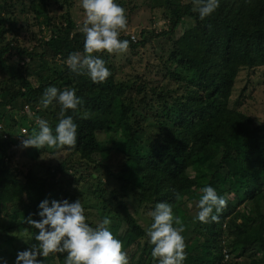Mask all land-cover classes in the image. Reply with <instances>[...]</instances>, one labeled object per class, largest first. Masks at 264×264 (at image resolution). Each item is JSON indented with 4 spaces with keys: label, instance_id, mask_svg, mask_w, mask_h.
I'll return each instance as SVG.
<instances>
[{
    "label": "trees",
    "instance_id": "16d2710c",
    "mask_svg": "<svg viewBox=\"0 0 264 264\" xmlns=\"http://www.w3.org/2000/svg\"><path fill=\"white\" fill-rule=\"evenodd\" d=\"M117 2L127 9L125 0ZM156 2L164 7L166 30L154 34L141 30L137 41H132L130 35L119 38L129 40L131 52L160 36L170 38L171 45L156 55L161 68L150 70L154 77H142L134 87L125 89L126 84L116 79L110 61V54L116 52L101 50L91 54L103 58L111 71L103 82L93 83L87 75H76L68 69L65 60L69 53L86 54L83 33L73 18L75 0L25 2L50 32L47 40L32 50L21 47L17 41L5 40L9 32L18 34L23 24L16 21L18 13L13 1L0 0V18L4 11L1 19L7 25L0 31V67L13 77L11 87L19 85L14 94L8 88L0 91V122L8 130L7 139L0 131V204L24 196L27 202L22 208L23 216L32 213L37 220V205L44 198H67L69 202L79 199L84 210L87 207L84 196L88 192L77 186L81 181L95 179L92 172L68 182L55 179V174L48 178L39 176L33 170L23 175L21 168L10 164L14 156V151L9 153L14 142L11 135L16 123L5 120L6 107L18 109L26 102L32 107L37 105V115L54 130L60 119L59 105L53 102L43 107L42 93L50 85L75 88L82 103L76 110H66L65 115H71L77 124V143L74 147L54 149L53 153L67 151L54 165L55 173L80 166L93 168L106 176L115 175L123 195L132 190L138 203H150L151 210L157 202L169 203L174 215L192 230L185 240L184 264H264V122L255 124L252 116L229 106L238 74L264 67V0H220L218 8L204 19L194 11V0ZM185 25L188 27L177 34V29ZM11 50H15L16 69L25 56L30 62L37 57L48 59L47 69L51 68V72L48 76L37 75L34 95L19 71L9 69L5 54ZM159 72L163 73L156 78ZM171 82L174 88L169 87ZM179 90L181 96H173L172 92ZM127 91L130 92L126 94ZM147 91L158 100L152 115L160 142L157 148L142 152L130 125V114L136 103L150 102L144 96ZM138 94L142 97L135 98ZM32 127L38 126L34 123ZM46 148L35 150L36 155ZM116 154L121 160H117L114 172L111 164ZM96 179L97 185L90 192L100 194L96 202L100 218H111L110 231L122 242L128 264H155L151 256L153 245L148 243L145 232L151 217L143 227L117 196H113V202L108 198L102 200L104 190L99 186L100 179ZM205 185L214 187L227 203L217 214V220L201 223L194 217L200 189ZM247 205L250 212L245 209ZM119 224H124L121 232ZM9 227L26 236H31L29 232L34 229L24 220ZM1 241L12 243L5 237ZM30 241L36 243L34 238ZM224 251L231 258H225ZM64 255L55 253L37 259L45 264H64ZM249 256L255 258L245 262L243 258Z\"/></svg>",
    "mask_w": 264,
    "mask_h": 264
},
{
    "label": "rangeland",
    "instance_id": "374dc122",
    "mask_svg": "<svg viewBox=\"0 0 264 264\" xmlns=\"http://www.w3.org/2000/svg\"><path fill=\"white\" fill-rule=\"evenodd\" d=\"M15 5V10L18 13L16 21L18 24H23L20 32L15 34L14 32L7 33L5 40H11L16 42L23 48L32 50L33 48H39L42 40H47L50 36L49 30L44 24H41L39 20L41 18L36 17L26 6L28 0L16 1L12 0ZM126 1V16L127 26L120 33L121 36L132 35V41H137L140 38V31L145 30L148 33L154 34L161 30L168 28V19L163 13L164 7L157 5V0H125ZM161 0H159L160 2ZM59 13V12H58ZM5 16L2 11L1 18ZM0 18V19H1ZM25 18H27L25 20ZM73 18L76 24L80 27L85 18L84 10L80 6V0H75V7L73 9ZM28 22V23H27ZM187 23L188 19H187ZM7 27L4 20H0V31ZM188 27L180 26L177 29V34L181 33L183 28ZM170 38L167 37H155L153 40L146 44L144 47H138L134 52L129 49L126 52L110 54V61L116 70V79L123 81L125 89L127 86L134 87L136 83L141 82L142 77L150 76L154 77L155 74L150 71L157 68H161L157 65L156 55L164 53L170 47ZM15 50H11L5 54L9 60V69L17 70L26 79L29 84V90L34 95L35 89L38 88L37 75L48 76L51 72V68L48 70L49 61L47 58L40 59L37 57L36 61L30 62L25 56L23 60H20L19 66L16 69L17 58L15 57ZM59 58V57H57ZM59 60V59H58ZM24 63V64H23ZM52 65V64H51ZM150 71V72H149ZM161 73L156 75L158 78ZM140 76V77H139ZM13 78L6 70H2L0 67V91L10 89L12 94L19 89V85H13L10 79ZM167 83V82H166ZM160 84L164 83L160 81ZM175 87V84L169 83V87ZM245 87V88H244ZM244 88V89H243ZM130 91H127L128 94ZM142 94V93H141ZM173 96H181V90L172 92ZM150 101L147 105L143 103H136L134 111L131 112L130 125L133 131H135V138L140 142L142 152H147L157 148L160 142V138L157 137L159 129L156 128V121L152 115V112L157 108L158 100L151 92H146L144 95ZM141 98L140 94L135 98ZM153 104V105H152ZM229 106L236 108L239 111L244 112L247 115L252 116L255 120L254 123L258 124L259 121L264 122V67H256L254 69H248L247 71H241L236 79L232 94L229 100ZM38 106L32 107L29 103L24 102L22 108L13 109L9 106L6 107L5 120L7 123H16L15 131L11 135L14 142L11 144L9 153L14 151L13 158L11 159V165L21 168L23 175L25 172L34 171L39 176L48 178L51 174H55V179L68 182L73 177L81 178L87 177L88 172H92V176L95 179L90 181H81L77 187L83 186V191L88 192L84 196V202L87 205L85 208L86 222L91 226H95L100 220L99 210L96 206V202L101 198L100 194L91 193L96 185L97 179H100L99 186L103 188L104 192L101 194L102 200L108 198L110 202H113V196L120 198L128 207L129 211L134 214L138 223L146 227L150 216L148 213L151 211L150 203H138L132 190H128L126 195H123V191L120 188V182L116 179L115 175L106 176L102 171H94L89 167H76L68 169L64 172L54 171V165L58 164L60 159H63L67 154L65 150H57L53 153L54 149L46 148L45 152L40 155H36L35 147H23L22 135L31 134L37 127H32L37 115ZM31 113V115H29ZM33 128V130H31ZM23 129L25 132H23ZM0 131H2L3 139L8 138L7 127L0 122ZM16 141V142H15ZM31 147V148H30ZM120 155L113 156L114 163L112 169L116 171V162L121 160ZM49 168V169H48ZM83 177V178H84ZM91 191V192H90ZM90 192V193H89ZM27 200L24 196L20 199L9 203L0 204V257L7 260V264H14L15 257L18 251H22L28 248L27 245H31V241L25 242L22 238L26 235L17 233L16 229H10L9 226L16 225L17 222H22L24 216L22 214V208L25 206ZM250 205L246 206L247 212H250ZM254 213H252L253 215ZM184 232L183 236L185 240H188L192 235L191 227L187 223H183ZM23 226V224H22ZM21 226V227H22ZM119 232L124 228V224H119ZM20 230V229H19ZM38 229H31L29 232L33 235ZM23 231V229L21 230ZM25 231V230H24ZM18 234V236H17ZM17 236V237H16ZM10 238L12 243H4L2 239ZM21 237V238H20ZM224 254H227L224 251ZM140 254H138L139 256ZM225 258H231L230 254L224 255ZM253 256L245 257L243 260L248 262L252 260Z\"/></svg>",
    "mask_w": 264,
    "mask_h": 264
},
{
    "label": "clouds",
    "instance_id": "9594fccd",
    "mask_svg": "<svg viewBox=\"0 0 264 264\" xmlns=\"http://www.w3.org/2000/svg\"><path fill=\"white\" fill-rule=\"evenodd\" d=\"M194 2V11L200 19H204L218 8L220 0ZM80 6L85 14L80 31L84 36L86 54L71 52L65 63L73 74L87 75L93 83L103 82L111 71L103 58L91 54L101 50L108 53L128 50L129 40L119 38L127 26L126 10L117 0H80ZM76 91L75 88L58 89L51 85L46 88L40 103L45 108L53 102L58 104L60 119L53 130L46 119L37 116V129L31 134L26 132L22 135L23 147L42 149L47 146L58 149L76 145L77 124L71 115H65L66 110H76L82 103ZM200 193L194 219L201 223L217 220V214L227 203L225 197L218 195L211 185L203 186ZM37 208L35 215L40 219H33V214L29 213L24 217V222L38 229V232L22 238L25 242L34 238L36 243L18 251L14 264H45L37 256L46 258L55 253L65 254L64 264H128V255L122 250V242L110 231V217L104 216L95 226H91L86 222L84 207L79 199L69 202L67 198L51 201L44 198L39 201ZM148 215L151 223L145 232L148 243L153 245L151 256L155 264H184V225L174 215L172 206L164 201L157 202ZM0 264H7V260L0 257Z\"/></svg>",
    "mask_w": 264,
    "mask_h": 264
},
{
    "label": "built area",
    "instance_id": "2783aa9c",
    "mask_svg": "<svg viewBox=\"0 0 264 264\" xmlns=\"http://www.w3.org/2000/svg\"><path fill=\"white\" fill-rule=\"evenodd\" d=\"M131 38H133V36L131 35ZM23 132H25V130L23 129Z\"/></svg>",
    "mask_w": 264,
    "mask_h": 264
}]
</instances>
